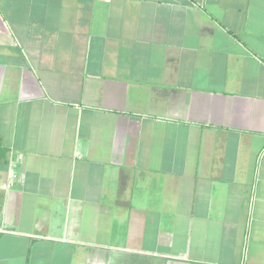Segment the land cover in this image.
Masks as SVG:
<instances>
[{"label": "crops", "instance_id": "0c3cea01", "mask_svg": "<svg viewBox=\"0 0 264 264\" xmlns=\"http://www.w3.org/2000/svg\"><path fill=\"white\" fill-rule=\"evenodd\" d=\"M264 264V0H0V264Z\"/></svg>", "mask_w": 264, "mask_h": 264}, {"label": "built area", "instance_id": "2783aa9c", "mask_svg": "<svg viewBox=\"0 0 264 264\" xmlns=\"http://www.w3.org/2000/svg\"><path fill=\"white\" fill-rule=\"evenodd\" d=\"M93 264H103V263H101V262H96V263H93Z\"/></svg>", "mask_w": 264, "mask_h": 264}]
</instances>
